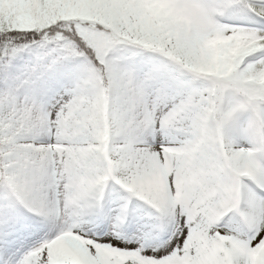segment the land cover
Returning a JSON list of instances; mask_svg holds the SVG:
<instances>
[{
  "label": "snow or ice",
  "instance_id": "6c2138e0",
  "mask_svg": "<svg viewBox=\"0 0 264 264\" xmlns=\"http://www.w3.org/2000/svg\"><path fill=\"white\" fill-rule=\"evenodd\" d=\"M0 264H264V0H0Z\"/></svg>",
  "mask_w": 264,
  "mask_h": 264
}]
</instances>
